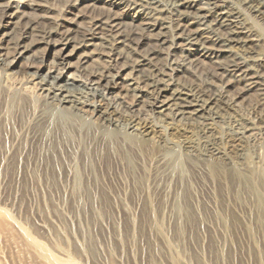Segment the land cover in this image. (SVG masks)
Masks as SVG:
<instances>
[{"label":"bare ground","instance_id":"obj_1","mask_svg":"<svg viewBox=\"0 0 264 264\" xmlns=\"http://www.w3.org/2000/svg\"><path fill=\"white\" fill-rule=\"evenodd\" d=\"M56 2L71 17L55 15ZM0 11L3 57L43 62L46 45L58 59L47 75L31 65L37 70L19 76L0 57L4 109L14 111L0 109V141L7 143L0 147L7 157L35 156L32 173L48 172L56 155L72 173L100 138L117 155L150 146L145 172L164 191L179 165L180 156L170 157L175 151L198 171L214 161L247 171L264 165V0H0ZM45 22L53 24L46 29ZM19 25L24 33L16 37ZM72 57L90 83L56 73L72 67ZM116 89L132 103L113 95Z\"/></svg>","mask_w":264,"mask_h":264},{"label":"rangeland","instance_id":"obj_2","mask_svg":"<svg viewBox=\"0 0 264 264\" xmlns=\"http://www.w3.org/2000/svg\"><path fill=\"white\" fill-rule=\"evenodd\" d=\"M53 5L59 11L55 15L71 17L58 2ZM5 23L0 11V24ZM22 33L24 27L16 26L14 35ZM54 48L40 46L43 62L3 57L1 49L0 57L16 65L15 75L36 71L31 65L47 75L58 60ZM69 60L72 67H57L56 73L76 85L90 83L89 72L77 70L75 57ZM120 75L118 82L126 87V74ZM0 79L1 90L6 79ZM111 92L132 103L120 90ZM0 93V109L6 111V95ZM144 98L152 100L149 94ZM7 109L14 112L12 106ZM101 139L76 159L69 174L60 155L50 156L48 172L36 175L30 169L35 156L7 157L0 147V264H61L53 261L58 259L66 264L69 258L77 264H264V165L247 171L214 161L198 171L175 151L170 157L180 156L179 165L164 191V182L158 187L145 172L150 146L143 145L142 153L128 148L117 155ZM95 147L104 148L103 154L96 155Z\"/></svg>","mask_w":264,"mask_h":264}]
</instances>
